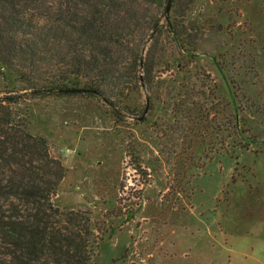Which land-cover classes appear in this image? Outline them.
<instances>
[{
    "label": "rangeland",
    "instance_id": "1",
    "mask_svg": "<svg viewBox=\"0 0 264 264\" xmlns=\"http://www.w3.org/2000/svg\"><path fill=\"white\" fill-rule=\"evenodd\" d=\"M164 7L153 84L129 95L133 116L121 115L115 94V120L98 98L76 94L26 97L12 108L62 163L52 204L106 227L111 252L97 247L92 264H264L258 2L180 1L168 16L185 52L164 25ZM21 87L0 65V99Z\"/></svg>",
    "mask_w": 264,
    "mask_h": 264
},
{
    "label": "trees",
    "instance_id": "2",
    "mask_svg": "<svg viewBox=\"0 0 264 264\" xmlns=\"http://www.w3.org/2000/svg\"><path fill=\"white\" fill-rule=\"evenodd\" d=\"M168 1L0 0V65L22 85L21 95L0 99V264H92L100 229L88 212L52 204L62 163L12 105L83 89L76 95L98 98L114 120L121 114L114 94L121 115L133 116L129 95L153 84L158 14ZM180 1L171 0L169 13ZM161 17L175 46L187 51L173 15Z\"/></svg>",
    "mask_w": 264,
    "mask_h": 264
},
{
    "label": "crops",
    "instance_id": "3",
    "mask_svg": "<svg viewBox=\"0 0 264 264\" xmlns=\"http://www.w3.org/2000/svg\"><path fill=\"white\" fill-rule=\"evenodd\" d=\"M255 0H247V2L250 4L251 2H253ZM258 2V8H259V11L262 13V16H263V19H264V0H256ZM250 17V16H249ZM251 18V17H250ZM253 26H255L256 24V21L252 22ZM263 41V40H262ZM264 44V43H263ZM263 52H264V49H263ZM58 207V206H56ZM201 216V215H199ZM203 217H205V215H202ZM107 233L106 231V227L103 228V229H100V232L98 233L99 234V243L101 245H99L98 243V249H100V253L102 255H106L108 252H111V248H109L108 244L107 243H103V236ZM99 251V250H98ZM106 260V259H105ZM111 259H108L106 260V263L105 264H112V262H109ZM240 262H238L237 264H239ZM259 264V262H257ZM114 264V263H113Z\"/></svg>",
    "mask_w": 264,
    "mask_h": 264
},
{
    "label": "water",
    "instance_id": "4",
    "mask_svg": "<svg viewBox=\"0 0 264 264\" xmlns=\"http://www.w3.org/2000/svg\"><path fill=\"white\" fill-rule=\"evenodd\" d=\"M170 5H171V0H169L167 2L166 6H165V9H164L165 18L168 17ZM86 92L87 91L86 90H83V89H69V90H63V91H61V93H63V94H84Z\"/></svg>",
    "mask_w": 264,
    "mask_h": 264
}]
</instances>
